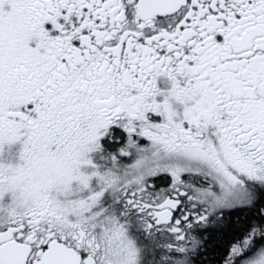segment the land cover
Here are the masks:
<instances>
[{"label": "snow or ice", "instance_id": "snow-or-ice-1", "mask_svg": "<svg viewBox=\"0 0 264 264\" xmlns=\"http://www.w3.org/2000/svg\"><path fill=\"white\" fill-rule=\"evenodd\" d=\"M0 264H264V0H0Z\"/></svg>", "mask_w": 264, "mask_h": 264}]
</instances>
